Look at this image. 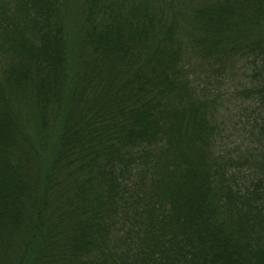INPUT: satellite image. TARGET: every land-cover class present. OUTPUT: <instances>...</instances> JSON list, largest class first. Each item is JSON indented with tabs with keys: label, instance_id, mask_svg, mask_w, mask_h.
Wrapping results in <instances>:
<instances>
[{
	"label": "trees",
	"instance_id": "1",
	"mask_svg": "<svg viewBox=\"0 0 264 264\" xmlns=\"http://www.w3.org/2000/svg\"><path fill=\"white\" fill-rule=\"evenodd\" d=\"M0 264H264V0H0Z\"/></svg>",
	"mask_w": 264,
	"mask_h": 264
},
{
	"label": "rangeland",
	"instance_id": "2",
	"mask_svg": "<svg viewBox=\"0 0 264 264\" xmlns=\"http://www.w3.org/2000/svg\"><path fill=\"white\" fill-rule=\"evenodd\" d=\"M253 67L248 62L237 65L232 75L215 81L213 87L222 98L219 111L220 138L218 140L217 151L219 154L231 153L242 154L252 146V117L254 111L253 102L243 96H239V91L247 87ZM240 180L246 181L250 173L241 171Z\"/></svg>",
	"mask_w": 264,
	"mask_h": 264
}]
</instances>
